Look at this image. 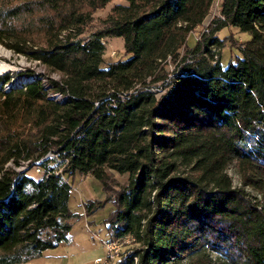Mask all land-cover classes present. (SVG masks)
I'll use <instances>...</instances> for the list:
<instances>
[{"label": "trees", "instance_id": "trees-1", "mask_svg": "<svg viewBox=\"0 0 264 264\" xmlns=\"http://www.w3.org/2000/svg\"><path fill=\"white\" fill-rule=\"evenodd\" d=\"M113 1L0 0V44L59 76L0 77V264L68 241L78 175L105 194L85 215L111 203L109 240L135 244L115 264H264V0H223L193 47L215 0H123L87 34ZM228 26L250 40L225 66Z\"/></svg>", "mask_w": 264, "mask_h": 264}, {"label": "rangeland", "instance_id": "rangeland-1", "mask_svg": "<svg viewBox=\"0 0 264 264\" xmlns=\"http://www.w3.org/2000/svg\"><path fill=\"white\" fill-rule=\"evenodd\" d=\"M117 5H126V2L123 0H115L110 4H108L105 8L96 11L93 15L94 18L93 22L87 28V34L102 28L103 21L112 13L113 8ZM220 7H221V2L217 3L215 1L211 8L209 16L204 21L203 25L198 27L189 36L188 43L190 47H193L204 34H209L211 32V28H210V26L212 25L211 23L215 18H218L220 16ZM215 37H218L219 39L224 41L226 40L227 42L226 47L214 49L215 53L218 54V56L221 59V62H223L225 66L228 65L229 61L236 59V57L241 54L239 47H241L245 41L250 40L249 34L241 33L238 29L231 26H228L222 29L221 31L217 32L215 34ZM104 42L106 48L104 59L106 63L115 62L126 58L125 50H124V40L122 38H108L105 39ZM0 52L2 53L0 55V77L5 74H10L15 77L14 79L15 82H19V80H23L22 74H24L27 71H33L36 74H40L45 77L50 76L54 79H59L58 75L49 73L40 63L28 60L24 56L17 55L12 51L8 50L7 48H5L1 44H0ZM113 53H115L114 56H112ZM168 70L170 72L174 70V65L172 63L168 67ZM24 172H26V170ZM29 174L32 176L40 175V173H37L35 168L32 169L29 172ZM228 174L233 180V185L236 187H241L240 178L238 172L236 171L235 165H232L230 167V169L228 170ZM113 176L119 185H124L128 180V175H119L118 173H113ZM79 182H85L83 187L84 188L88 187L90 192L89 194H86L85 192L84 193L80 192L81 190L78 192L76 189H74L76 192L75 194H77L78 196V201H80L81 199L80 195H82V197L84 198L90 197V199L98 200V201L105 199V194L102 190V184L95 178L91 176H89V178L86 176H81V177L77 176L74 181L75 183L74 187ZM248 191H250L252 195L258 196L256 192L251 191L249 189ZM97 193H100L102 198L96 196ZM73 210L74 212L80 215V217L74 222V225H77L78 226L77 228L82 227V230L85 229L84 224L86 221L81 220L82 218H84L83 217L84 212H83V208L79 205V202L74 203ZM113 210H114V206L111 203H109L103 209L99 210L96 213V215L93 217V219L89 220L91 223L92 231L95 234H97L102 240H105L107 237L110 238V236L107 235V229L103 222L106 218L109 217V215L112 213ZM128 241L129 242H125L122 244L121 254L135 247V244L133 243L132 240H128ZM95 242H96L95 244L99 246V250H101L102 241H95ZM105 258H106V250H105Z\"/></svg>", "mask_w": 264, "mask_h": 264}, {"label": "crops", "instance_id": "crops-1", "mask_svg": "<svg viewBox=\"0 0 264 264\" xmlns=\"http://www.w3.org/2000/svg\"><path fill=\"white\" fill-rule=\"evenodd\" d=\"M222 1L223 0H219V2ZM79 176L80 175H78V177ZM86 177L89 178V176ZM84 184L85 182H79L75 187L73 185V195L70 202V207L72 210L74 203L79 202V205L83 208V204L86 201L92 200L90 197L84 198L82 195H80L81 199L78 201V196L75 194L76 192L74 189H76L78 192L81 190L80 192H85L86 194H89L90 192L88 187H83ZM96 196L102 198L100 193H97ZM95 215L96 214L88 217L84 213V218L81 217V220L86 221L84 224L85 229L82 230V227L77 228L78 226L73 224L67 242L60 244V246L55 249L45 251L42 257L24 264H103L105 260L104 245L109 241V238L107 237L105 240H102L92 231L89 220L93 219ZM95 241H102L101 250H99V246L95 244Z\"/></svg>", "mask_w": 264, "mask_h": 264}, {"label": "built area", "instance_id": "built-area-1", "mask_svg": "<svg viewBox=\"0 0 264 264\" xmlns=\"http://www.w3.org/2000/svg\"><path fill=\"white\" fill-rule=\"evenodd\" d=\"M215 1L217 3H220L219 0H215ZM102 43L105 45L104 41H102ZM114 55H115V53L112 54V56H114ZM6 88L8 89L9 86H6ZM39 163L40 162H38V164ZM26 169H27L26 165L21 168L22 171H25ZM35 169H36L37 173H40V169L38 167ZM128 240H132V239L126 238V239H122V240H110V241L106 242L105 243L106 258H105L104 264H115L120 259L122 244L125 242H129Z\"/></svg>", "mask_w": 264, "mask_h": 264}, {"label": "bare ground", "instance_id": "bare-ground-1", "mask_svg": "<svg viewBox=\"0 0 264 264\" xmlns=\"http://www.w3.org/2000/svg\"><path fill=\"white\" fill-rule=\"evenodd\" d=\"M2 53L0 52V55H1ZM3 57V56H2ZM2 68V67H1Z\"/></svg>", "mask_w": 264, "mask_h": 264}]
</instances>
